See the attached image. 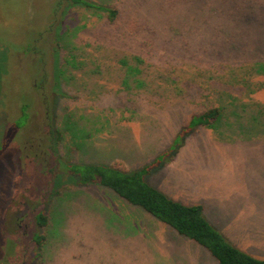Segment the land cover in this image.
Here are the masks:
<instances>
[{
	"label": "rangeland",
	"instance_id": "rangeland-1",
	"mask_svg": "<svg viewBox=\"0 0 264 264\" xmlns=\"http://www.w3.org/2000/svg\"><path fill=\"white\" fill-rule=\"evenodd\" d=\"M56 1L0 0V247L17 244L0 264H35L33 216L44 211L39 264H218L113 191L64 174L117 163L134 172L157 160L147 184L202 206L229 244L264 260V131L249 140L239 131L250 111L264 119V89L231 92L247 106L241 121L227 112L217 131L188 127L193 113L218 105L214 70L227 78L264 61V0H63L58 10ZM99 7L117 8L120 22ZM51 19L69 47L51 37ZM133 21L140 33L125 38ZM125 53L143 54L144 86L128 83ZM42 96L61 134L56 155L44 152Z\"/></svg>",
	"mask_w": 264,
	"mask_h": 264
},
{
	"label": "trees",
	"instance_id": "trees-1",
	"mask_svg": "<svg viewBox=\"0 0 264 264\" xmlns=\"http://www.w3.org/2000/svg\"><path fill=\"white\" fill-rule=\"evenodd\" d=\"M62 1L63 0L56 1L58 2L57 10L60 8ZM68 1L70 6H89L88 3L83 2V0ZM99 8H101L99 11L106 13V17L110 24L116 25L120 22L122 14L117 8ZM51 20L52 22H50L49 26L47 27L48 30H50L49 32H51V37L54 33V35H56V40L63 46V48L69 47L70 44H66L67 32L62 33V35L59 33L56 34V32H58V30H56V32L54 31L56 20L54 19V22L53 19ZM140 24L141 22L139 21H133L129 27H126L124 37L130 39V37L139 35ZM143 30L144 29L142 28V31ZM115 55H117V53ZM123 59H121L119 63L124 62L122 65H125L124 68L126 73L130 76L128 83L135 84L136 88L144 86V82H142L138 77L141 72H143L142 66L147 68L143 54L125 53ZM247 61L248 64L245 63L246 65L240 66L242 72H244L246 69L245 74H238L240 77L236 76V73L234 72L232 74L229 73L227 78H225L223 73H218L220 71H213L217 74L216 82H218L219 85L221 84V86L224 88L221 90H219L220 88L215 89V91H217L215 94H218L217 96L219 97L218 99H220V101L217 99L218 105L209 107L203 112L193 113V116H190L188 126L189 128L198 129L201 127H206L208 129L217 131L219 129V122L226 117L227 112L233 113V116L241 121L243 113L247 112V106L239 103L242 101L241 98H238L237 95L233 96L231 92L233 90H237L245 96H248L261 89H264V80L262 81V79H264V61ZM222 70H224V66H222ZM236 72H238V70ZM56 96L58 99L59 96H62V93L58 92L56 93ZM42 106L45 113V120L49 128L48 135L46 134L47 143L46 148H44V152L51 151V154L56 155L58 152V140L61 139V134L55 129L56 114L54 115V108L49 105L48 98L45 96H42ZM230 107L232 108L230 109ZM256 108L259 109V107ZM25 112L26 109L22 106V116L25 114ZM256 112L257 113L252 115V112L250 111L251 116L249 117L247 123L248 125L245 127L240 125L239 131H241L244 135L241 140H249L250 136H252L251 134H256V130H258L257 133L259 134L261 131H264V119L260 120V112H258V110H256ZM51 122L52 125L54 122V127L52 128L50 125ZM157 161L151 166L143 167L134 172H127L121 164L117 163L112 166L84 165L79 169L75 167L71 172H65L64 174L67 173L68 177H73V181H77L78 185L95 183L99 185L100 188L103 187L113 191L116 196L121 198L127 205L136 207L138 210L143 211L150 217L161 222V224H163L165 227H170L178 235L185 237L205 248L218 264H264V260L256 259L248 254H245L244 252L229 244L224 239V237L218 231H216L208 221H206L203 216L202 206L182 205L173 201L172 199H169L162 192L147 184L145 178L150 173L152 168L157 165ZM65 182L67 184H74V182L70 181V178H68ZM111 200L117 202L116 206L118 208L124 209L123 203L122 205L121 202L118 203V201L115 199ZM20 219L21 218L18 216L16 217V220L20 221ZM33 219L36 230L31 235V243L32 246H34V249L29 258L35 264H39L40 261H42L44 255L43 253L45 252L44 247H46L47 243V236L42 233V229L47 227L48 217L45 211L39 213L36 212L33 216ZM10 245V248L5 246L7 251H4V249L0 247L2 249L0 251L1 254L15 255L14 245L17 244L14 242L10 243ZM22 252L23 258H28V252L26 250H23ZM2 256L3 255H1V257ZM17 259H19V257H17Z\"/></svg>",
	"mask_w": 264,
	"mask_h": 264
}]
</instances>
